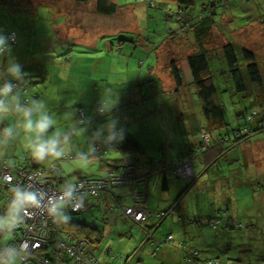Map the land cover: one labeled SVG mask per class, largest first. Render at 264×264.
Here are the masks:
<instances>
[{
	"label": "rangeland",
	"instance_id": "rangeland-1",
	"mask_svg": "<svg viewBox=\"0 0 264 264\" xmlns=\"http://www.w3.org/2000/svg\"><path fill=\"white\" fill-rule=\"evenodd\" d=\"M116 2V11L103 15L96 13L93 2L0 0V34L6 36L10 29L17 33L10 49L16 54H5L7 60L1 61L2 69H7L13 62L19 63L28 79L22 88L24 92L20 93L23 100L19 102L9 97V110L0 115L2 120L7 121L2 132L4 136H0V154L6 155L7 160L12 163H24L33 159L31 145L36 141V133L25 129L26 118L22 111L16 109L17 104L22 109L36 110L38 115H33V123L39 115H48L55 120V125L50 126L40 140L47 141L59 134L58 147L63 154L78 153L79 150L71 152L84 146L86 141H96L94 133L106 128L107 122L115 119L118 131L123 129L124 136L135 137L147 157H152L157 162L150 163L153 168L159 167L160 171L162 168L166 171L151 172L150 191L147 194L150 197L149 203L153 205L152 209H157L156 205L168 192L176 197L183 188L188 187L182 195L184 198L181 197L185 202L181 217H192L190 223L172 220L168 216L158 232L163 229L161 234L166 236L169 232L176 234L181 229L182 241L186 243L184 247L191 245L190 248H196L193 251L195 261L199 259L198 252L206 249L203 242L211 240L217 233L232 237L230 253H239L243 249L242 252L248 257L259 254L264 251V238H260L264 234V131L249 135L248 139L242 140L241 146L230 140L236 130H240L243 135L244 130L260 124V103L264 101V93L257 96L250 86L243 92L235 91L223 59L214 53L217 56L211 59L210 73L217 86L216 101L223 106L226 123L222 130L216 129V132L227 133L229 140L225 143L228 147L225 154L212 164L206 166L207 162L203 163L200 169L196 162L201 159L196 160L199 154L195 151L203 150L211 143V133L206 128L207 124L210 128L211 123H206L197 103L196 88L190 81L184 57L196 48L195 38L186 18L190 17L191 21L198 17L201 5L209 4L214 5L215 22L210 34L206 36L208 48L220 52V46L228 42L246 47L256 53L262 68L264 0H196L190 9L181 13L183 20L181 18L180 21H177L178 8L173 0ZM19 5L24 10H20ZM184 20L186 22L181 25ZM178 28L181 29L180 37L168 42L169 33L175 34ZM236 50L239 52L241 48ZM174 61L181 72L182 82L184 81L180 95L175 93V82L173 80L172 83L173 78L169 72L170 62ZM245 67L242 65L241 68ZM159 75H166L170 84L166 87L162 81L159 85L155 84V76ZM163 80L166 82L165 76ZM12 83L16 85L13 91L24 86L17 81ZM154 86L165 88L166 93L162 94V89L155 90ZM177 97L182 103H193L192 111L186 107H180L178 111L172 108L170 99L171 103H175L174 99ZM115 101L109 113L101 114L98 111L102 102L112 104ZM34 102H42V105ZM183 111H186L187 116L177 118L179 114H184ZM7 114L10 115L9 122ZM7 129L11 131L8 132ZM104 134L105 130H102L100 137ZM183 137L188 138L183 141ZM188 142L195 147L192 150L195 153L189 156L192 158L194 171L189 176L175 177L170 170V162L177 161L178 157L186 153ZM116 154L108 157L119 155ZM145 154L137 156V163H142L141 159L145 158ZM102 158L90 156L72 161L61 160L58 163L64 168V173L69 174V179H75L78 172L81 173L80 176L99 175V160ZM57 159L46 156L38 164L46 166ZM139 166L141 165L136 167V173H139ZM163 173H166L168 179V190L161 188ZM3 190L0 187V210L5 214L0 217L7 218L12 209ZM104 200L109 199L102 196L94 206L78 214L62 213L74 217L73 219L84 220L89 227H95L96 232L101 233L100 242L93 244L96 248L93 249L90 243L88 247L93 249L92 254L100 262H106L112 254L114 260L111 264H126L125 260L130 261L127 255L134 252L132 250L138 226L123 216V213L120 214L122 208L115 203L112 205L114 210L109 212L103 204ZM129 202V197H125L122 204ZM217 209L228 215L227 220L218 227L202 221L212 216ZM225 221H235L238 224L228 228L224 225ZM223 230L230 233H223ZM12 240V231H8L6 227L0 237V244L10 243ZM227 241L229 240L225 238V242ZM169 245L171 244L165 245L167 249L171 248ZM140 248L138 244L135 250L138 252ZM146 250L148 249L138 252L142 255L141 261L144 264H160L158 257L148 255L150 253ZM26 253L30 254L29 251ZM130 264L143 263L137 262L134 257Z\"/></svg>",
	"mask_w": 264,
	"mask_h": 264
},
{
	"label": "trees",
	"instance_id": "trees-1",
	"mask_svg": "<svg viewBox=\"0 0 264 264\" xmlns=\"http://www.w3.org/2000/svg\"><path fill=\"white\" fill-rule=\"evenodd\" d=\"M76 3H87V2H93L94 6H95V11L96 13L99 14H103V15H109L112 14L116 11V9L118 8V4L116 2V0H74ZM146 1H154V0H146ZM168 1V0H166ZM176 4H177V8H178V12H177V21H180L181 18L183 20V17L180 16L181 13H183L184 11L190 9L194 4L196 0H173ZM147 4H149L150 2H146ZM150 6V5H148ZM214 6V5H213ZM212 5H205L202 4L201 8L202 10L200 11L198 17H194V19H191V21L189 20V18H186V20L189 22L190 26H191V30L193 32V36L195 38L194 40V46H196L195 49H193L190 53H188L187 55H185V61L187 62L188 65V69L190 72V77H191V82L195 85L196 88V94L197 97L200 101L201 104V108H202V114L205 120H208L211 123V128L213 129H217V130H222L223 126L226 125L225 123V119H224V110H223V106L216 101V94H217V86L215 85V83L213 82V75L212 73H210V62L212 57H215L218 55V57L223 59V63L226 69V72L229 73V76L232 80L233 83V89L235 91H240L243 92L245 91L248 86L251 87V89H253V91L255 92V94L257 96H260L264 93V90L262 91V89H264V85H263V81H264V59L261 63L262 68H260V62L257 60V55L254 51L246 48V47H239L235 44H233L232 42H228V43H224L220 46L221 51H217V50H210L208 48V46L206 45V36L208 34H210L211 31V26L212 24L215 22L214 18H215V11H214V7ZM19 9L20 10H24L23 7L21 5H19ZM212 10V12L210 13V11ZM186 20L183 21V23H181V25H183ZM181 29H177L174 34L173 33H169L168 35V42L170 41H174L176 38L180 37V31ZM182 35V34H181ZM6 36L10 37V41H9V45L8 47L10 49H12V45L14 44V39H16L17 33L13 30L10 29L7 33ZM170 37V38H169ZM163 40H166V38H164ZM236 48H241V50L239 52H237ZM6 53H15L16 52H12V50H10L9 52ZM5 53V54H6ZM214 53H216L217 55H215ZM14 54V55H15ZM7 56L3 55L0 56V61L1 60H6ZM242 65L246 66L245 69L241 68ZM29 68V67H27ZM179 67L177 66V63L174 62H170L169 65V72L175 82V86L176 88H179L182 85V76H181V72L178 69ZM1 70L6 72L7 69H2L1 66ZM246 73V75H245ZM5 74V73H4ZM7 75V74H6ZM25 76L23 77L22 81H17L19 84L23 83L24 86L21 87L20 91H17L15 97L17 98V100L20 102L23 100V97L20 95L21 92H24V90L22 88L25 87V83L26 81H24ZM8 81H16L13 78H6L5 82ZM5 82H2L0 84V86H2ZM28 101V99H27ZM7 102V101H6ZM261 104V109L259 111V125L257 127H251V129L248 130H244L243 135H241V131L240 130H236V133L233 137L232 141L234 144H238V143H242V140L248 139L249 135H253L256 134L258 132H262L264 131V101ZM1 128V127H0ZM3 129V126L2 128ZM222 131L217 132L216 134L218 136L217 137V142H224V144L227 142L228 137H227V133L223 134L221 133ZM2 134V132H0V135ZM211 142V141H210ZM211 145H214L213 142L209 143V145L205 146L202 149H197L195 152L198 155V157H196V160L200 158V154L201 152L203 153V151L207 150L208 148H210ZM115 147H118L119 149H123V151H125L126 153H131L130 156H137L138 154H140L143 151L142 146H140L139 142L136 140L135 137L133 136H124V139L120 142H116L114 143ZM232 145V144H231ZM227 144L223 145L222 148H219L216 151L215 154V158L212 159L210 162H207L206 166L209 164H212L214 161H216L217 159H219V157L221 155H224L226 150H227ZM107 152H110L109 150ZM193 151H191L189 154H187L186 156H184V158H178L177 161L175 162H188L191 166L192 169V173H193V167H192V158H190L189 156H191L193 153H195ZM82 152H78L76 154H79ZM86 155L83 157H77V158H84L87 156H91V155H97V154H92L91 151L89 152H85ZM106 153V152H105ZM102 153V156L103 154ZM124 153V152H123ZM136 155H135V154ZM101 156V155H98ZM101 156V157H102ZM134 158V157H133ZM135 159V158H134ZM61 161V156L57 159V160H52L50 161L46 166H40L38 164L37 161H35L34 159L32 160H26L24 163H12L9 162L5 157H1L0 156V163L3 162L7 165H9L8 171L11 174V179H9L8 181H6L5 179H3L0 176V187H2L3 192H4V197L6 198L8 205H10V202L13 199V192L15 189L19 188L21 190L24 191V189L26 188V185L24 183H19V180L23 177V176H28V175H32L35 174L36 172L40 173V174H44V178L47 179V181H49L50 185H52L55 189H60L62 186L64 185H74L77 181L83 179V178H90V177H94V178H99L102 176H107L110 173H114L115 175H119L122 176L124 178L123 183L117 184V183H113V185L108 184L106 187H102L97 189L96 194H89L94 196L93 200H94V205L97 201H100V197L101 194L104 192H108L109 194L113 193L114 189L117 188H121V187H127L128 188V196L129 200H130V205H123L122 201L123 198L125 197H118V196H114L115 198V203L117 207H121V214L125 217H128L129 219H131L134 223H136V225L138 227L141 228V230L144 231V239L142 240L141 244H140V249L139 251L146 249V248H150V252L152 254V256L155 255V251L156 249L159 248H163V246H165L166 244H170L172 241V234L169 232L160 237H158L159 235L158 233V228L162 225L163 221L170 216L171 214H174L177 216L178 220H183L186 222H189L191 218L184 216L181 217L183 214V212L179 211L181 208V197H183L182 195L185 193L186 188H183L179 194L175 197L172 198L171 200V204L169 205L168 208L165 209H149L147 208V192L150 191V189L148 188L149 185V181H147V179L151 178L150 175H152V173H148V174H143L142 176H136V168L134 167V163L133 167L130 170H128V168L124 165L123 162H120L118 164H113V166L111 168H107L104 172L100 171L99 175H87V176H82L77 180H70L67 177L64 176L63 174V170L59 165V161ZM74 160V159H72ZM62 161H71V160H62ZM52 162H55V165L58 166L59 172H60V177L56 176L54 174V172H50L48 165ZM175 162L171 161L170 162V170L173 172V167ZM196 166H198V161L196 162ZM169 168V167H168ZM165 169L162 168V171H164ZM128 173V176L125 174ZM136 173V174H135ZM51 174V175H50ZM173 175H175V177H179L182 178L181 176H179L178 174L173 172ZM149 176V177H148ZM164 177V176H163ZM102 181L104 182L105 180L102 179ZM162 184L163 186L166 185V182H168V179L165 178V180H162ZM9 185L14 186V190H10ZM138 194H142L141 197L142 200L140 201L141 207L144 210V218L141 220H134L133 218H131L129 215L125 214L124 209L127 206H136L138 207V205L134 202V198L133 196L138 195ZM85 194H82L80 196V201L82 203V205L84 206L82 209L78 210V211H73L72 209L65 207V205H63V207L59 208L58 211L59 212H68V213H72V214H78L84 210H88L91 207H89V205L87 204V206H85L83 204L82 201V196ZM112 195V194H111ZM110 195V197H111ZM112 208V207H110ZM1 214H5L4 211L0 210V216ZM225 212H222L221 209H217V211H215L214 213H212V216H209L208 219H204L202 221H206L207 224L211 223L213 225V227H218L224 220H227L228 215H225ZM20 215V213H19ZM156 216V218L158 220H156V223L150 224V223H146V218L147 216ZM74 217H70V219L68 220V222L66 223H59L56 227L57 229V233L56 236L54 237V235L52 234L51 236H47L46 240L43 244V246L39 249H37L36 251H34L32 254H26L23 251H20L17 244L21 241L22 237H23V229L25 226H28V224H25L24 221L21 222V224L19 225L18 228L12 230V236H13V240L10 243H6V244H0V257L1 255H4L5 252H7V254L5 255L4 259H0V261H7L13 254H18L19 255V260H18V264H25V262L23 261V258L28 259V261H30V264H40V261L42 260H46L47 263L49 264H57L55 257L60 258V263L59 264H77L76 261H78L75 256L70 255V253L65 252L64 249H60L58 250L56 248V245L59 242H63L64 244L69 245L70 247H73L74 245H76L79 241H84L86 244L84 246L83 249V253L86 256H92L98 264H102L93 254H92V250H90L89 247V243L92 245L95 243L100 242L101 240V233L100 232H96V228L95 227H89L86 222L84 220H80V219H73ZM50 221H52V219H50ZM218 222V223H217ZM225 221L224 225L229 226V228H233L235 227L238 223L235 221H231L228 222ZM233 223V225H232ZM238 227V226H237ZM4 233V232H3ZM2 233V234H3ZM2 234H0V237L2 236ZM186 243L183 241H180V243L178 242L176 245V248L178 250H181V252H183L184 254V260L190 264H198L200 259H197L195 261V255L193 253V251L196 250H191L189 247L185 248L184 246ZM96 247H93V249ZM138 251V252H139ZM138 252L136 250H134L133 253H130L129 255H127L130 258V261L127 262V260H125L126 264H130L132 262V259H134V257L136 258L137 262L143 263L142 260V255L138 254ZM149 252V253H150ZM148 254V255H151ZM35 259L37 261H35ZM122 259V258H121ZM195 262V263H194ZM203 263H208V264H248L246 262H238L236 260H234L231 257L228 258H223L220 256H213V257H209L206 259H202ZM232 262V263H231ZM236 262V263H235ZM179 264V263H177Z\"/></svg>",
	"mask_w": 264,
	"mask_h": 264
},
{
	"label": "crops",
	"instance_id": "crops-1",
	"mask_svg": "<svg viewBox=\"0 0 264 264\" xmlns=\"http://www.w3.org/2000/svg\"><path fill=\"white\" fill-rule=\"evenodd\" d=\"M7 60V59H6ZM6 60H4V61H6ZM2 61V60H1ZM1 61H0V72H3V73H5L3 76H2V78H0V84L2 83V82H5V80H6V78H8L9 76L8 75H6L7 74V72H4V71H2L1 70ZM190 75V74H189ZM165 76V78H166V82L163 80V77ZM171 76V75H170ZM10 78H12V77H10ZM160 79V80H159ZM24 81H26V83L25 84H27V82H28V79H27V76H25V78H24ZM161 81H162V84H163V86L164 87H166L167 85H169L170 84V82H169V79H167V77H166V75H159V76H155V84H161ZM191 81V80H190ZM172 83H173V79H172ZM192 83V82H191ZM184 85V81H183V83H182V85L179 87V88H175V93L177 94V95H180L181 94V91L183 90V86ZM175 86V85H174ZM193 86L195 87V85L193 84ZM176 87V86H175ZM154 88H155V90H159V89H162V94H164V93H166L165 92V88H163V87H156V86H154ZM17 91H20V89L19 90H17L16 89V91H13V96L15 97V95H16V93H17ZM15 99H16V101H18L17 100V98L15 97ZM174 101H175V103H171V99H170V104H171V106H172V108H174L176 111H178L179 110V108L181 107V109L182 108H187V110H190V111H192L191 109L193 108V103H189V104H185V103H182L181 102V99L179 98V97H177L176 99H174ZM8 102V101H7ZM197 103H198V105L200 106V109L202 110V108H201V104H200V101H199V99H197ZM183 113L184 114H179V116H177V118H179L181 115H184V116H187V114H186V111H183ZM199 116H201V115H199ZM82 117H83V115H82ZM6 118H7V120H8V122H9V118H10V115L9 114H7L6 115ZM176 120H178V119H176ZM207 122H209L208 120H206V123ZM205 123V124H206ZM6 124H7V121L4 119V120H2L1 118H0V127L2 128V126H3V129H4V127L6 126ZM209 126V124H207V127H206V125H205V127L208 129V131L211 133V142H213V144L214 145H211L210 144V146L211 147H213L212 149H211V147H210V150H205V151H203V153L201 152V154H200V159L201 160H198V166H200L199 168L201 169V165L203 164V163H206V161L207 162H210L212 159H214L215 157V154H216V151L219 149V148H222L223 147V145H225L224 144V142H217L216 140H217V137L216 136H218L216 133V129H213V128H209L208 127ZM0 128V132H3V129H1ZM185 128H188L187 126H185ZM202 128V127H201ZM103 130H105V134L103 135V136H101L98 140H96V141H94V142H87L86 141V144L84 145V146H82V147H78V148H76V149H74V150H72V152L71 153H73V152H77L76 150H79L78 152H89V151H91L90 150V148L92 147V145H94V144H96V143H98V142H102L103 141V139L108 135V131H107V128H104ZM0 136H4L3 135V133L0 135ZM188 137H183L182 139H183V141L185 140V139H187ZM183 141H182V143H183ZM209 141V142H210ZM189 143V147H188V150L186 151V153H184V154H182V156L181 157H178V158H183L184 156H186L187 154H189L192 150H193V148H195V147H192V143L191 142H188ZM140 144V143H139ZM183 144H187V143H183ZM238 144H240V146L243 144V142L242 143H238ZM237 144V145H238ZM244 144H246V142L244 143ZM197 145V143L194 145V146H196ZM236 145V146H237ZM141 146V145H140ZM110 152H107L106 151V153L105 154H103V158L101 157V156H98V155H91V157H94V156H98V157H100V158H102V160L100 159L99 160V162H100V169L101 170H99V171H105L107 168H111L112 166H113V164H118L119 162H120V160H121V162H124V161H129V160H131L133 163H134V167L136 168L138 165H141V166H139L140 167V169H138L139 170V174H136V176L138 175V176H142L143 174H148V173H151V172H153V170H155L154 172H156V173H159V172H162V171H160L159 170V167H155V168H153V166L150 164L151 162H153V163H157V162H155L154 161V159L152 158V157H147V154H145V151H142L140 154H138L137 156H141V154H145L146 156H145V158H142L141 159V161H142V163L141 164H139V163H137L139 160V158L137 157V156H130L131 155V153H126L125 151H123V149H119L118 147H115V145H113V146H110L109 147V149H108ZM124 152V153H123ZM109 153H111V154H109ZM116 153H119V155L117 156V157H108L109 155L110 156H114V155H117ZM135 154V153H134ZM204 154V155H203ZM136 155V154H135ZM0 156L1 157H5L6 158V155H2V154H0ZM87 157H90V156H87ZM142 157V156H141ZM140 157V158H141ZM203 157V158H202ZM85 158V157H84ZM177 158V159H178ZM7 159V158H6ZM204 159V160H203ZM145 160V161H144ZM59 161V160H58ZM72 161V160H71ZM60 165V167L62 168V170H63V174H64V176L65 177H69L68 175L69 174H65L64 172H65V170H64V168L62 167V165L61 164H59ZM163 165L164 166H166L164 163H163ZM169 169V168H168ZM194 171V170H193ZM163 172H166L165 170L163 171ZM166 174V173H165ZM164 173H163V175H164V177H163V179L165 180V178H167V176L165 175ZM81 175V173L80 172H78L77 173V176L78 177H76L75 179H70V180H77V179H79L80 177H82V176H80ZM151 176V175H150ZM149 177V176H148ZM69 179V178H68ZM150 183H151V178H149V185H148V188H149V186H150ZM163 183V182H162ZM161 183V184H162ZM161 188L162 189H167L168 190V182H166V185L165 186H163V185H161ZM118 190H120V193H118ZM112 194V195H111ZM111 194H109L108 192H104V193H102L101 194V197L103 196V197H107L109 200H104L103 201V204L105 205V207L108 209V210H110L109 212H112V210H114V208L112 207V205H113V203H115V198H114V196L113 195H115V196H118V197H126V196H128V188L127 187H121V188H117V189H114L113 190V193H111ZM110 195H111V197H110ZM186 195H187V193H186ZM185 195V196H186ZM94 196H92V195H89V194H85V195H83L82 196V201H83V204L85 205V206H87V204L89 205V207H92V206H94V198H93ZM100 197V198H101ZM172 198H173V195H171L169 192H168V194H166L165 196H163L162 197V199H161V201L159 202V204L158 205H156V208L157 209H165V208H168L169 207V205L171 204V200H172ZM184 198V197H183ZM182 198V199H183ZM124 199V198H123ZM149 199H150V197H149V195H147V208H149V209H152V206L153 205H151L150 203H149ZM182 199H181V201H182ZM181 203V202H180ZM131 203L129 202L127 205H130ZM185 202H184V199H183V202H182V206H180V211L181 210H184V207H185ZM115 205H116V203H115ZM110 207H112V208H110ZM87 211V210H86ZM120 214H121V212H120ZM170 218L172 219V220H177L178 221V219H177V216L175 215V214H171L170 215ZM156 220H158L157 218H156V216H153V215H151V216H147V218H146V223H150V224H153V223H156L155 221ZM181 221H183V220H181ZM188 223H190V222H188ZM226 227H228L229 228V226H226ZM192 229V228H191ZM162 231H163V229H161L157 234L159 235L158 237H160V236H162ZM181 232H182V230L180 229H178L177 231H176V234L174 233H171L172 234V236H173V239H172V241H171V245H169V246H171V248L170 249H167L166 248V246H163V248H159V249H156V253H155V255L154 256H157L158 257V261L160 262V264H163V263H165V264H177V263H179V264H190V263H188V262H186L185 260H184V254H183V252H181V250H178L177 248H176V246H174V245H176L178 242L180 243V241H182V234H181ZM223 233H230L229 231H227V230H223ZM132 237H134V235H131ZM144 231L143 230H141V228L140 227H138V230H137V232H136V237H135V240H134V245H135V247L133 248V250L132 251H134L135 250V248H136V246L138 245V244H141V242H142V240L144 239ZM176 236V237H175ZM223 238V239H222ZM225 238H227L229 241H227V242H225ZM260 238H264V234L262 235V236H260ZM224 240V241H223ZM232 237L230 236H228V234H223V235H220V234H214L213 235V237H212V239L210 240V239H206L203 243H204V248H206V249H204V251L203 252H198V255H199V262H198V264L200 263V262H202V259H206V258H209V257H213V256H220V257H223V258H228V257H231V258H233L234 260H236V261H238V262H246V263H248V264H256L257 262H260V264H264V251H262V252H260L259 254H255V255H251V256H245L244 255V253L242 252L243 251V249H241L240 251H239V253H230V247H232ZM209 242V243H208ZM222 245H224L223 247H222ZM231 245V246H230ZM229 246V247H228ZM190 247H192L191 245H189V248ZM195 247V246H194ZM225 247V248H224ZM95 249V248H94ZM148 250H146L148 253L150 252V248L148 247L147 248ZM191 250H195V249H192V248H190ZM93 250V249H92ZM131 252V251H130ZM150 254H151V252H150ZM152 255V254H151ZM112 254L108 257V259H107V261L106 262H101L102 264H111V262H112V260H114L113 258H112ZM182 261H184V262H182ZM203 263V262H202ZM236 263V262H235ZM112 264H114V263H112ZM120 264H122V262H120Z\"/></svg>",
	"mask_w": 264,
	"mask_h": 264
},
{
	"label": "built area",
	"instance_id": "built-area-1",
	"mask_svg": "<svg viewBox=\"0 0 264 264\" xmlns=\"http://www.w3.org/2000/svg\"><path fill=\"white\" fill-rule=\"evenodd\" d=\"M116 131H118L117 128H115ZM102 142H98L94 144V146L97 148L95 154L102 155V153H105L108 151L111 145H101ZM92 152V147H91ZM93 154V152H92ZM86 153L82 152L79 154H63L61 156L62 160H72L76 159L77 157H83ZM124 165L128 168V170L131 171L133 164L132 161H124ZM50 172H54L56 176L60 177V172L58 169V166L55 165V162H52L48 165ZM9 165L1 162L0 163V176L8 181L11 179V174L8 171ZM191 170V171H190ZM173 172L178 174L179 176H189L192 174L191 166L188 162H175L173 167ZM188 174V175H186ZM51 175V174H50ZM128 176V173L125 174V176ZM32 179V180H31ZM102 179L105 181L103 182ZM30 180V181H29ZM124 178L119 175H115L114 173H110L107 176H102L99 178H83L79 181H77L74 185H64L60 189H55L52 185H50L49 181H47L46 178H44V174H40L36 172L35 174L23 176L19 183H24L26 185V188L24 191H35L38 195V199L41 201V205L39 208H27L26 211L22 210L20 212V216L23 217V221L25 224H28V226H25L23 229V237L21 241L17 244L20 251L24 250L25 248H28V251L30 254H32L37 249L41 248L46 240L47 236H51L52 234L54 237L57 233V225L56 223H53V221H50V217L47 215V210L50 207L51 203L56 202L57 200L64 198V205L65 207H68L72 209L73 211H78L82 209L84 206L82 205L80 201V196L82 194H96L97 189L106 187L108 184L113 185V183H123ZM11 188V189H10ZM10 190H14V186L9 185ZM142 194H138L133 196L134 202L138 205L136 206H127L124 211L125 214L129 215L134 220L138 221L144 218V210L141 207L140 201L143 197H141ZM84 241H79L76 245L73 247H70L67 244H64L63 242H59L56 245V248L60 250L61 248L64 249L65 252L70 253V255L75 256V258L78 260L76 261L77 264H98L97 261L92 256H86L83 253V249L85 246ZM24 252V251H23ZM26 253V252H25ZM7 252L4 253V255H1L0 259H4ZM28 254V253H26ZM55 260L57 264L60 263V258L55 257ZM23 261L25 264H30V261L28 259L23 258ZM35 261H37L35 259ZM37 264V263H35ZM40 264H49L46 260L40 261Z\"/></svg>",
	"mask_w": 264,
	"mask_h": 264
},
{
	"label": "clouds",
	"instance_id": "clouds-1",
	"mask_svg": "<svg viewBox=\"0 0 264 264\" xmlns=\"http://www.w3.org/2000/svg\"><path fill=\"white\" fill-rule=\"evenodd\" d=\"M10 37L0 34V56L5 55L6 52L10 51L8 47ZM7 75L15 79L16 81H22L24 77V72L22 71V66L19 63L13 62L11 63L7 70ZM4 75L3 72H0V78ZM63 76L64 73H61ZM16 87L11 81L5 82L2 86H0V115H3L5 112L9 110L10 105L6 102L9 97H13V89ZM42 102H34V104ZM116 101L112 104H107L102 102L98 107V111L101 114L109 113L112 110V107ZM16 109L18 111H22L25 118L26 124L25 129L29 132L36 133V141L31 145V153L32 157L37 162H43L46 156L59 158L63 151L58 147L60 141L57 139L59 134L53 136L47 141H41L40 137L43 133H45L50 126L55 125V120L48 115H39L38 119L35 123H33V115H38L34 108H20L19 104L16 105ZM81 115L83 113L81 112ZM117 121L115 119L109 120L105 127L107 128L108 135L103 139L101 145H111L116 142H120L124 139L123 129L120 131H116ZM103 129L98 130L94 133V138L99 139L101 135V131ZM8 132L11 129H7ZM208 137V136H207ZM209 139V137H208ZM65 140H67V134H65ZM97 148L92 145V152L95 154ZM87 158V157H85ZM41 205L40 199H38V195L35 191H23L19 188L15 189L13 192V199L10 202V207L12 209L11 214L5 218L0 217V234H2L7 227L8 231H12L19 227L21 222L23 221V217L19 215V213L27 208H39ZM64 198L57 200L56 202L51 203L50 207L47 210V215L53 221V223H66L70 219L69 215H65L58 211L59 208L63 207ZM25 252L28 251V248L24 249ZM19 255L13 254L7 261H0V264H18Z\"/></svg>",
	"mask_w": 264,
	"mask_h": 264
}]
</instances>
